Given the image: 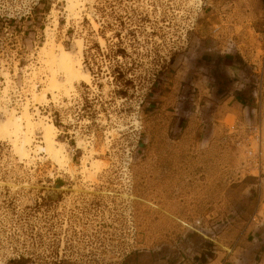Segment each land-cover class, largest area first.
<instances>
[{
  "label": "rangeland",
  "instance_id": "rangeland-1",
  "mask_svg": "<svg viewBox=\"0 0 264 264\" xmlns=\"http://www.w3.org/2000/svg\"><path fill=\"white\" fill-rule=\"evenodd\" d=\"M66 7L0 0V108L35 114L47 30L91 77L37 106L66 166L0 140V264H264V0Z\"/></svg>",
  "mask_w": 264,
  "mask_h": 264
},
{
  "label": "bare ground",
  "instance_id": "bare-ground-1",
  "mask_svg": "<svg viewBox=\"0 0 264 264\" xmlns=\"http://www.w3.org/2000/svg\"><path fill=\"white\" fill-rule=\"evenodd\" d=\"M92 2L93 0H67L66 11L69 15L68 18H79L83 7L86 4ZM89 18L94 29L97 30L98 26L95 24L91 17ZM54 23V29H56L58 26L57 18H55ZM46 34V42L39 54V63L44 66L46 73L50 74L47 76L45 75L47 78L46 82L48 84L47 89L43 90L42 93L37 94L38 92H35L36 86L32 85L33 90L28 92L31 95L30 97L32 99V102L35 103L33 108L35 109L36 107L35 114L33 115L29 111L32 107L30 100H28L29 102L24 104L22 113H19L16 109L13 108L11 110L7 107L0 108V112L3 118V121L0 122V140L8 141L10 143L14 154L19 158L21 162H30V160L32 159L31 147L34 143L35 134L36 132H41L43 137L42 142L40 143L43 144V147L36 146L34 152L35 154H33L39 155L40 153H44L54 162H56L60 167H64L68 163H70V159L66 156L64 147L59 143L57 139L59 130L54 122L49 118L43 119L39 117L40 111L37 106L43 103H47L48 95L52 97L55 103H58V98L60 97V95L70 99L71 97L76 95L75 84L83 82L86 85L90 86L91 77L83 70L84 45L81 40L75 42L73 51H69L63 46V44L56 43L54 35L51 31L47 30ZM99 45L101 47H105L106 42L100 38ZM31 74L32 79L34 78L33 80L39 78L37 77L35 71ZM4 79L5 88L2 92L3 101L8 98L9 92L13 88V82L11 81L8 73L4 74ZM56 112V114L60 116V111ZM36 118H38V120H35ZM79 146L81 147L82 143H80ZM94 155L95 152L91 151L89 153V156L83 159L82 172L84 174L89 171L93 172V175H96L100 170L96 162H92Z\"/></svg>",
  "mask_w": 264,
  "mask_h": 264
},
{
  "label": "built area",
  "instance_id": "built-area-1",
  "mask_svg": "<svg viewBox=\"0 0 264 264\" xmlns=\"http://www.w3.org/2000/svg\"><path fill=\"white\" fill-rule=\"evenodd\" d=\"M2 19H3V18H1V20H2ZM21 21H22V18H19V19H18V22L20 23Z\"/></svg>",
  "mask_w": 264,
  "mask_h": 264
}]
</instances>
